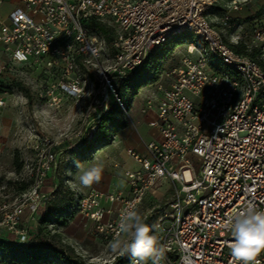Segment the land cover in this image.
Listing matches in <instances>:
<instances>
[{"label":"built area","instance_id":"obj_1","mask_svg":"<svg viewBox=\"0 0 264 264\" xmlns=\"http://www.w3.org/2000/svg\"><path fill=\"white\" fill-rule=\"evenodd\" d=\"M19 1L0 22V80L16 63H41L56 73L40 94L53 108L60 105V94L82 93V64L99 78L92 113L106 112L113 99L126 113L115 91L116 79L139 68L159 44L186 32L200 38L201 44L186 42L185 52L156 82L158 96L141 109L152 112L148 125L156 135L143 142L142 152L126 151L137 163L135 169L124 170L128 193L91 187L75 200L91 221L89 233L112 241L123 235L121 214H141L145 194L157 180L169 179L173 188L166 205L151 213L163 251L160 264H183L189 255L194 264H233L224 221L247 201L264 209V0ZM244 7L253 16L247 21L252 46H246L258 49L256 58L231 47L243 29L234 34L239 23L231 12ZM89 18L113 26L109 41L84 25ZM57 144L37 136L29 191L0 206V235L15 243L31 240L21 226L22 209L35 211L50 199L42 186ZM102 199L115 208L102 206ZM256 259L264 264V252Z\"/></svg>","mask_w":264,"mask_h":264},{"label":"rangeland","instance_id":"obj_2","mask_svg":"<svg viewBox=\"0 0 264 264\" xmlns=\"http://www.w3.org/2000/svg\"><path fill=\"white\" fill-rule=\"evenodd\" d=\"M12 6V2L1 3L0 17L4 16ZM97 22L104 26L107 34L112 37L113 26L106 20L97 19ZM93 32L101 35L97 30ZM245 32L248 33V37L245 36L246 40L252 46L251 36L249 38V32ZM195 38L199 39L191 32L177 36L172 44H166L169 52L162 53L163 55L158 58H155L154 54L149 57L145 70L156 65L160 71L158 74L161 76L171 64L177 61L178 54L185 52L186 42ZM157 60L160 61L157 62ZM79 75L86 82L82 93L77 96L60 94V105L55 108L49 107L47 98L40 95L44 85L56 79V73L53 70L43 67L41 63H16L13 65V71L2 77L1 80H6L7 83L5 86L0 84V97L4 100L3 106L0 107V206L3 203H14L29 191L32 184L31 168L35 158L32 145L37 136L58 141L52 171L48 181L46 180L42 186V192L47 190L50 199L38 206L35 211H31L26 206L21 212V218L23 212L28 210L33 213L36 220L37 232L33 238L31 237L29 243L47 242L83 264H116L118 258L123 255L111 250L110 244L114 240L90 238L84 223V218L87 217L77 206L71 205L72 197L75 200L76 197L85 193L76 181L79 173L76 161L82 164L93 159L95 154L101 157L113 150L119 154L122 147L118 146L117 142L123 139L122 129L129 123L138 130L143 141L147 142L154 137L155 130L144 120L147 112H142L141 109L145 107L147 101L154 100L158 96V91L156 83L148 84L140 89H138L140 82L123 86L121 91L128 100V105H125L126 113L120 107L123 113L122 124L107 122L97 134V139L104 138L105 143H98L90 152L87 150L89 145L83 143L81 139L88 131L93 130L92 123L98 116L97 113H92L90 105L98 97L95 92L99 78L93 73L89 74L82 64H80ZM115 113L114 111L113 115H116ZM129 148H125V151ZM118 161L120 165L114 168L117 173L116 182L125 184L123 168L135 169L137 163L129 156ZM69 172L71 175L68 174ZM69 181L74 186H70ZM172 188L170 180L163 178L157 180L153 188L145 194L140 210L145 223L152 226V218L149 219L151 213L166 205ZM46 210L52 214H59V217L52 215L44 223L41 216ZM3 215L4 209H0V219ZM154 234H156L155 231ZM119 239H128V237L121 236ZM129 255L117 264H129ZM4 258H8V255L0 252V260ZM45 260V264H73L66 263L55 256H48Z\"/></svg>","mask_w":264,"mask_h":264},{"label":"clouds","instance_id":"obj_3","mask_svg":"<svg viewBox=\"0 0 264 264\" xmlns=\"http://www.w3.org/2000/svg\"><path fill=\"white\" fill-rule=\"evenodd\" d=\"M79 169L78 181L83 187L99 183L102 178L103 165L93 164L83 168L76 161ZM71 175V172L68 173ZM70 186H74L71 181ZM119 231L128 239H115L110 248L120 255L130 254L132 264H160L163 251L158 247V237L154 234L156 225H148L136 210H125L120 217ZM223 227L230 233L228 242L233 264H259L256 257L264 252V209L258 208L253 201H247L227 216ZM183 264H194L191 256L184 258Z\"/></svg>","mask_w":264,"mask_h":264},{"label":"trees","instance_id":"obj_4","mask_svg":"<svg viewBox=\"0 0 264 264\" xmlns=\"http://www.w3.org/2000/svg\"><path fill=\"white\" fill-rule=\"evenodd\" d=\"M255 3L261 4L262 0H256ZM245 8L248 12V15L246 17H244V21H249L253 16L251 14L250 7H245ZM215 9H216V11L219 10V8L217 9V7H215ZM232 19L235 20L237 18L232 16ZM84 25L86 27H88L92 32L97 30L108 41L110 40L111 36H109L107 34L105 27L102 26L101 24H99L97 22L96 18L87 19L84 22ZM244 30L249 32V37H250L251 28L248 25H246ZM242 35H243V37L240 38L239 42L237 44H231V47L236 52L246 53L250 57L256 58V56L258 54V49L252 47L250 50H248L247 49L248 47L246 46L248 44V42H247L246 38L243 39L245 36H248V33L243 32ZM175 38L176 37L170 39L169 41H167L165 43H162V44L155 46L146 55L144 61L142 62V64L140 65L139 68H137L133 71H128L124 76L116 79V81H115V83H116V86H115L116 94L121 98L122 101H124L125 105H128V100L123 95L121 88H123V86L126 87L127 85L131 86L132 84L137 83V82H140V84H138V89H140L143 86H146L148 84L149 85L155 84L159 80V78L161 77L160 74H158L160 72L158 67H156V65H153L150 68L145 70V65H146L149 57H151L153 54H154L155 58H158V57H161L164 53L169 52L167 50L166 44H170V43L172 44V41ZM194 40H196V38ZM196 42L198 44H201L200 38L197 39ZM174 47L175 46H173V48ZM159 61L157 60V62H159ZM173 64H171L170 66H172ZM6 83H7L6 80H0L1 85L5 86ZM114 111L116 112L115 114L117 116L113 115ZM122 115H123V113H122V110H121L118 102L115 99H113L111 101L110 108L106 112H101L97 116V118L94 119V122L92 123V125L94 126V129L91 131H88V133H86L83 136V138L81 139V141L83 143L89 145V147L87 149L88 151L92 152L93 147L95 149V147H96L95 145H98V143H100V142L105 143L104 138L103 139L102 138L97 139V134H98L99 130L102 127H104L107 122H111L112 124H116V125L120 124V123L122 124V122H121ZM123 126H125V124ZM77 146L79 147V143ZM51 171H50V173H51ZM72 204H73V206H77V201L74 200L73 197L71 198V205ZM52 215L59 217V214H57V213L52 214V213H50V211L46 210L42 214L41 219L45 223L48 221V219ZM151 218H152V215L149 217V219L151 220ZM0 252L8 255V258H6V259L4 258V259L0 260V264H45L46 263L45 259L48 256H55L57 258L64 260L66 263L83 264L82 262L73 259L72 256L65 254L62 250H60L57 247L50 245L47 242H41L40 244H37L35 242H30L29 244H18V243H15V242L9 240L8 238L0 236ZM127 255L128 254H124L123 256L119 257L116 264L118 262H120L123 258H125ZM131 257L132 256L129 255V259Z\"/></svg>","mask_w":264,"mask_h":264},{"label":"crops","instance_id":"obj_5","mask_svg":"<svg viewBox=\"0 0 264 264\" xmlns=\"http://www.w3.org/2000/svg\"><path fill=\"white\" fill-rule=\"evenodd\" d=\"M3 2H12L13 6L12 8L2 17H0V22L4 21L7 16L9 15V13L17 6L20 4L19 0H3L1 3ZM0 3V4H1ZM218 9V8H217ZM231 15L237 19H235L239 23V27L235 29L234 34L238 33V30L240 27H243V32H245V27L247 25V21H244V17H246L248 15V12L246 10V8H242L239 11H232ZM241 18V19H240ZM242 32V33H243ZM241 33V35H242ZM243 37V36H242ZM241 37V38H242ZM248 37V36H246ZM246 37H244L243 39H245ZM250 38V37H249ZM180 54H178L179 56ZM142 99V98H141ZM139 107V106H138ZM140 112V110H139ZM152 112H149L145 115L144 120L146 122H148V119L152 116ZM156 134V133H155ZM155 134L153 136H155ZM122 135H123V139L118 143V146L120 145V147H122V151H120L119 154L115 153V150H113L112 152H108L106 154H104L101 157H97V155H94L93 159H90L88 161H85L84 163L81 164V166L83 168H89L91 167L93 164H97L100 163L103 165V173H102V178L101 181L99 183H94L92 186L90 187H83L79 184L78 178L76 179L78 185L81 186L82 189H84L85 193L88 191L89 188L91 187H95L99 190H101L102 192H116L118 190L123 191L124 193H128V183H127V179L124 175V170L126 168L129 167H124L123 168V177L125 180V184L122 183H117L116 182V175L117 173L114 171V168H116L117 166L120 165V162L118 160H123L125 157H128L129 155L126 153L125 148L130 147L136 151L142 152L144 150V145H143V139L140 137L138 130L132 125V123H129V125H127L126 127H124L122 129ZM154 138V137H152ZM151 138V139H152ZM117 144L115 143V146ZM129 158L134 161L130 156ZM135 162V161H134ZM136 163V162H135ZM80 171V170H79ZM79 174V173H78ZM50 176V175H49ZM48 176V178H49ZM47 178V179H48ZM48 181V180H47ZM44 192H48L47 190H44ZM101 205L104 207H112L115 208L116 204L111 203L105 199L101 200ZM84 223H85V227H86V231L89 232V229L91 227V221L87 218H84ZM21 226L28 229L31 237L33 238L34 235L36 234V229H37V225H36V220L35 217L33 215L32 212L25 210L23 212L22 218H21ZM2 237L8 238L6 235H4L3 233H1ZM89 237L93 238L95 240H101V238L99 237H94L89 233ZM122 237H124V235H122Z\"/></svg>","mask_w":264,"mask_h":264}]
</instances>
